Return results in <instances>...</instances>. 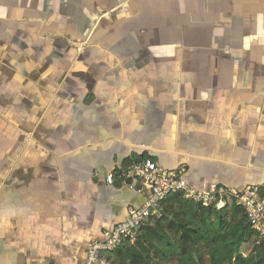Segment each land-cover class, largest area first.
<instances>
[{
  "label": "crops",
  "instance_id": "obj_1",
  "mask_svg": "<svg viewBox=\"0 0 264 264\" xmlns=\"http://www.w3.org/2000/svg\"><path fill=\"white\" fill-rule=\"evenodd\" d=\"M144 157L264 185V0H0V264H82L145 197L105 173ZM163 217L105 257L181 264Z\"/></svg>",
  "mask_w": 264,
  "mask_h": 264
},
{
  "label": "built area",
  "instance_id": "obj_2",
  "mask_svg": "<svg viewBox=\"0 0 264 264\" xmlns=\"http://www.w3.org/2000/svg\"><path fill=\"white\" fill-rule=\"evenodd\" d=\"M185 166L164 168L150 157H144L105 173V181L145 193L142 204L129 208L127 215L111 230L105 233L104 240L93 239L89 242L87 255L82 264H112L105 255L125 242H134L140 233L154 220L164 216L163 205L172 195L202 206L221 209L236 206L242 212L254 231V245L264 244V185L246 186L240 190L218 187L212 191H202L183 180ZM40 264V263H26ZM48 264V263H47Z\"/></svg>",
  "mask_w": 264,
  "mask_h": 264
},
{
  "label": "trees",
  "instance_id": "obj_3",
  "mask_svg": "<svg viewBox=\"0 0 264 264\" xmlns=\"http://www.w3.org/2000/svg\"><path fill=\"white\" fill-rule=\"evenodd\" d=\"M168 200L166 211L172 213V217H165L169 228L175 227L176 232L180 231L176 240L183 243L181 264L193 260L194 255H197L198 261H202L200 248L187 250V244L196 241L204 242L206 249L203 251L208 253V264H264V244H253L246 251L247 244L254 241L255 233L240 207L231 206L217 210L214 206H202L178 195H172ZM177 200L184 201L189 212L188 217L199 223L198 226L190 225L180 217L181 212L174 208ZM164 237L165 234H162L159 239L164 240ZM165 239L168 242L166 237Z\"/></svg>",
  "mask_w": 264,
  "mask_h": 264
},
{
  "label": "rangeland",
  "instance_id": "obj_4",
  "mask_svg": "<svg viewBox=\"0 0 264 264\" xmlns=\"http://www.w3.org/2000/svg\"><path fill=\"white\" fill-rule=\"evenodd\" d=\"M167 200H166V205H167L168 201L171 200V198L168 201ZM174 208H175L176 211L181 212L180 217H182L184 220L188 221L190 225H194V226H198L199 225V223H197L195 221H191V219L188 217L189 216V212H188V210H187V208H186V206L184 204V201H182V200L178 201L177 200V202L174 203ZM163 218H165V217H163ZM252 245H253V242L252 243L249 242L246 247L249 248Z\"/></svg>",
  "mask_w": 264,
  "mask_h": 264
}]
</instances>
